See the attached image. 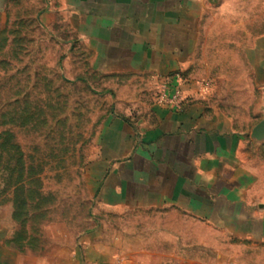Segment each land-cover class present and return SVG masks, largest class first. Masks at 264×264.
Here are the masks:
<instances>
[{
    "label": "rangeland",
    "instance_id": "1",
    "mask_svg": "<svg viewBox=\"0 0 264 264\" xmlns=\"http://www.w3.org/2000/svg\"><path fill=\"white\" fill-rule=\"evenodd\" d=\"M263 35L264 0H225L203 15L181 77L190 97L229 117L248 138L259 125L262 94L247 54ZM93 67L57 0L2 1L0 253L15 264H264V237H236L226 225L174 209L98 201L88 168L101 125L111 114H145L143 102L158 93L143 100V88L159 85L152 77L99 75ZM247 152L264 193V146Z\"/></svg>",
    "mask_w": 264,
    "mask_h": 264
},
{
    "label": "crops",
    "instance_id": "2",
    "mask_svg": "<svg viewBox=\"0 0 264 264\" xmlns=\"http://www.w3.org/2000/svg\"><path fill=\"white\" fill-rule=\"evenodd\" d=\"M3 0H0V8ZM225 0H57L103 76L152 77L156 90L138 116L111 114L96 137L89 163L94 195L108 208L174 209L236 237H264V193L259 170L248 162V138L229 117L213 112L185 90L182 76L193 60L203 15ZM262 94L257 124L264 121V35L247 54ZM148 90V91H147ZM179 96L180 98L175 99ZM247 157V158H246ZM90 184V185H91ZM92 187V186H91ZM264 240V239H263ZM1 243V242H0ZM0 264H15L0 253Z\"/></svg>",
    "mask_w": 264,
    "mask_h": 264
},
{
    "label": "water",
    "instance_id": "3",
    "mask_svg": "<svg viewBox=\"0 0 264 264\" xmlns=\"http://www.w3.org/2000/svg\"><path fill=\"white\" fill-rule=\"evenodd\" d=\"M252 138L257 141L264 140V121H262L257 127L254 128L252 132Z\"/></svg>",
    "mask_w": 264,
    "mask_h": 264
},
{
    "label": "built area",
    "instance_id": "4",
    "mask_svg": "<svg viewBox=\"0 0 264 264\" xmlns=\"http://www.w3.org/2000/svg\"><path fill=\"white\" fill-rule=\"evenodd\" d=\"M180 98L179 96L175 97V99Z\"/></svg>",
    "mask_w": 264,
    "mask_h": 264
}]
</instances>
